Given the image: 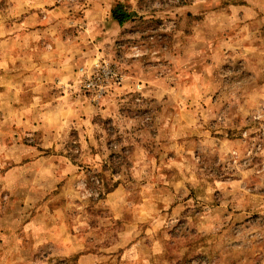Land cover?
<instances>
[{"label":"rangeland","instance_id":"374dc122","mask_svg":"<svg viewBox=\"0 0 264 264\" xmlns=\"http://www.w3.org/2000/svg\"><path fill=\"white\" fill-rule=\"evenodd\" d=\"M0 264H264V0H0Z\"/></svg>","mask_w":264,"mask_h":264},{"label":"trees","instance_id":"16d2710c","mask_svg":"<svg viewBox=\"0 0 264 264\" xmlns=\"http://www.w3.org/2000/svg\"><path fill=\"white\" fill-rule=\"evenodd\" d=\"M110 16L115 23L122 26L133 20L136 14L134 12H130L126 5L117 1L110 11Z\"/></svg>","mask_w":264,"mask_h":264},{"label":"built area","instance_id":"2783aa9c","mask_svg":"<svg viewBox=\"0 0 264 264\" xmlns=\"http://www.w3.org/2000/svg\"><path fill=\"white\" fill-rule=\"evenodd\" d=\"M92 84L91 83H87V86L90 87Z\"/></svg>","mask_w":264,"mask_h":264}]
</instances>
